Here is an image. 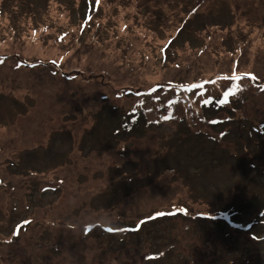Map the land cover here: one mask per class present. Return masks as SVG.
Wrapping results in <instances>:
<instances>
[{
  "label": "rangeland",
  "instance_id": "1",
  "mask_svg": "<svg viewBox=\"0 0 264 264\" xmlns=\"http://www.w3.org/2000/svg\"><path fill=\"white\" fill-rule=\"evenodd\" d=\"M0 264H264V0H0Z\"/></svg>",
  "mask_w": 264,
  "mask_h": 264
},
{
  "label": "snow or ice",
  "instance_id": "2",
  "mask_svg": "<svg viewBox=\"0 0 264 264\" xmlns=\"http://www.w3.org/2000/svg\"><path fill=\"white\" fill-rule=\"evenodd\" d=\"M253 78H254V77H253ZM223 79H225V80H229V79L239 80L240 77H238V76H234V77H223ZM196 87H202V85H201V86H196ZM238 90H239V85L237 84V85L234 86V88L230 89L228 92H225V93H224V99L219 100L218 102H219L221 105L228 103V97H229V96H232V95H235V93H236ZM203 103H204L205 105H210V104L213 103V101H212L211 99H205V100L203 101ZM168 118H169V117H165V119H168ZM210 123H212V124H218V123H221V122H220V121H217V120H211ZM222 135H223V133H222ZM179 211H186V210H184V209H180ZM171 214H172V213H169V215H171ZM160 215H164V213H161ZM25 223H29V222H28V221H25ZM136 230H137V229H120V231H136ZM108 231H112V229H108ZM18 233H19V229H17V233H16V234H18Z\"/></svg>",
  "mask_w": 264,
  "mask_h": 264
},
{
  "label": "trees",
  "instance_id": "3",
  "mask_svg": "<svg viewBox=\"0 0 264 264\" xmlns=\"http://www.w3.org/2000/svg\"><path fill=\"white\" fill-rule=\"evenodd\" d=\"M29 67H31V64H27ZM165 117H168V115H166V112L163 110H161V111H159V112H157V113H154L153 115H152V117L151 118H155V119H153V121H152V123L151 124H148V125H150L149 127L151 128V126H163L164 127V125L165 124H167L168 123V121L169 120H167V119H165ZM169 119V118H168ZM147 120H150L149 118L147 119ZM146 121V120H145ZM148 122L146 121V124H147ZM47 143V140H45V144Z\"/></svg>",
  "mask_w": 264,
  "mask_h": 264
},
{
  "label": "flooded vegetation",
  "instance_id": "4",
  "mask_svg": "<svg viewBox=\"0 0 264 264\" xmlns=\"http://www.w3.org/2000/svg\"><path fill=\"white\" fill-rule=\"evenodd\" d=\"M73 140V139H72ZM74 145V144H73Z\"/></svg>",
  "mask_w": 264,
  "mask_h": 264
}]
</instances>
